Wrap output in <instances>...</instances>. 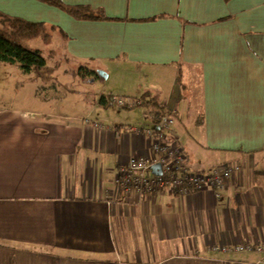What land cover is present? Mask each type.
Returning <instances> with one entry per match:
<instances>
[{
  "label": "crops",
  "instance_id": "0c3cea01",
  "mask_svg": "<svg viewBox=\"0 0 264 264\" xmlns=\"http://www.w3.org/2000/svg\"><path fill=\"white\" fill-rule=\"evenodd\" d=\"M61 1L108 20L36 0H0V12L56 26L65 57L92 77L170 72L175 101L151 87L106 96L158 95L189 172L241 169L217 192L126 194L115 179L150 156L131 130L149 115L102 96L69 114L50 95L29 111L0 107V264H264V253L234 251L264 244V0Z\"/></svg>",
  "mask_w": 264,
  "mask_h": 264
},
{
  "label": "rangeland",
  "instance_id": "374dc122",
  "mask_svg": "<svg viewBox=\"0 0 264 264\" xmlns=\"http://www.w3.org/2000/svg\"><path fill=\"white\" fill-rule=\"evenodd\" d=\"M53 36L52 45L41 46V48L45 56L49 54L51 49H56V54L53 58L47 57L48 65L54 69V78L58 84L66 86L62 87L57 85L52 88L48 85H43L44 88L40 91V81L36 80L32 74L25 75L18 67L16 68L7 63H2L0 64V107H8L17 110L20 108L29 111L38 107V105H36L38 104L37 100L43 98V95H50V99L56 98V102L53 101V104L58 103L61 99L56 109L62 113H76L81 112V110L85 112L88 106H92L93 102L98 97L106 96L107 94H118L116 92L120 90H127L130 93L135 90L143 91L144 87H151L155 89V92L161 94L163 98L169 96L175 101L174 94L172 93L174 83L171 80L170 72L164 74L155 72V74L142 77L137 76L136 79H134L128 76L127 72L117 75L111 72L110 75L107 76L106 71L99 69L98 71L102 74L99 75L98 78L95 76L92 77L85 72V69L79 68L80 65L71 62L65 57L61 48H59V36L56 33L53 34ZM29 77H33V81L31 78L29 79ZM99 77L101 79H99ZM39 96L41 98H39ZM50 105L51 104H49V106ZM113 105L116 106L115 104ZM41 108L48 109L47 106H41ZM197 108V103H195L193 109ZM120 109L123 110V112L127 113V111H129L130 113L141 115V117L150 120L147 114V110L150 109L149 106H137L131 108V110L124 108ZM48 110L53 111L52 109ZM152 123L153 121L150 120V125H152ZM185 127L190 132L194 131L193 126L188 123L185 124Z\"/></svg>",
  "mask_w": 264,
  "mask_h": 264
},
{
  "label": "built area",
  "instance_id": "2783aa9c",
  "mask_svg": "<svg viewBox=\"0 0 264 264\" xmlns=\"http://www.w3.org/2000/svg\"><path fill=\"white\" fill-rule=\"evenodd\" d=\"M111 102L118 108L129 109L141 106L143 100L140 97L115 96ZM174 118L167 116L165 112L153 121L152 125L145 128L132 127V131L147 136L150 139V156L134 155L125 166L119 169L115 183L120 192L126 194L158 193L167 190L181 197L191 193H197L203 189L219 191L224 188L228 180L240 171L241 167L227 164L213 168L209 173H191L185 168V157L182 155L175 135L171 131ZM161 169L159 175H149L151 166ZM228 250L227 248L223 251ZM234 251L264 253V244L256 246L238 245Z\"/></svg>",
  "mask_w": 264,
  "mask_h": 264
},
{
  "label": "trees",
  "instance_id": "16d2710c",
  "mask_svg": "<svg viewBox=\"0 0 264 264\" xmlns=\"http://www.w3.org/2000/svg\"><path fill=\"white\" fill-rule=\"evenodd\" d=\"M50 7H55L59 11L66 13L75 21H105L108 18L103 10H94L84 5L71 6L63 3L61 0H36ZM229 0H223L227 3ZM59 32L61 41L66 40V35L56 26H52L43 22L33 23L24 21L17 17H11L0 12V64L7 63L11 66L18 67L24 74H32L36 80L40 81L41 91L44 86L54 88L60 85L54 78V69L48 65L47 57L53 58L56 49H51L47 56L43 55L41 46H51L55 34ZM81 68V67H79ZM98 78L95 71H91ZM99 79H101L99 77ZM142 100L145 99V106H149L148 115L154 121L163 114L164 107L160 104L158 95H150L143 93ZM112 96H102L98 103H110Z\"/></svg>",
  "mask_w": 264,
  "mask_h": 264
},
{
  "label": "water",
  "instance_id": "95a60500",
  "mask_svg": "<svg viewBox=\"0 0 264 264\" xmlns=\"http://www.w3.org/2000/svg\"><path fill=\"white\" fill-rule=\"evenodd\" d=\"M95 72L98 74V76L102 74V73H101L100 71H98V70H95ZM104 78H105V77H104Z\"/></svg>",
  "mask_w": 264,
  "mask_h": 264
},
{
  "label": "flooded vegetation",
  "instance_id": "af4514ba",
  "mask_svg": "<svg viewBox=\"0 0 264 264\" xmlns=\"http://www.w3.org/2000/svg\"><path fill=\"white\" fill-rule=\"evenodd\" d=\"M98 75V74H97Z\"/></svg>",
  "mask_w": 264,
  "mask_h": 264
}]
</instances>
